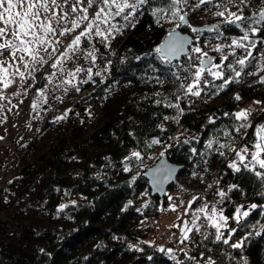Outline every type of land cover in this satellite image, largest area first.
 Returning <instances> with one entry per match:
<instances>
[{"label": "trees", "instance_id": "16d2710c", "mask_svg": "<svg viewBox=\"0 0 264 264\" xmlns=\"http://www.w3.org/2000/svg\"><path fill=\"white\" fill-rule=\"evenodd\" d=\"M259 4L260 0H256L255 8L243 11L244 15L256 10ZM204 8L201 6L197 11ZM217 18L212 24L221 19ZM172 28L171 24L157 25L153 16L145 12L136 27L128 28L113 48L97 43L96 66L102 76L94 75L83 88L91 89L90 95L106 104L105 118L93 131L85 133L79 115L71 108L65 118L66 132L43 138L39 146L35 143L27 155L32 160L0 188V264H176L166 252L158 250L171 246L160 238L159 231L149 221L160 220L161 206L173 200H169V190L166 196H152L144 176L145 169L163 155L183 165L178 173L184 180L179 182L180 186L184 184L186 188L197 182L206 191L211 190L207 203L223 208L226 216H231L240 205H264V196L257 195L264 191L259 180L248 174L233 173L227 167L229 160L234 158L227 149L225 156H220L215 152L218 144H214L208 154L200 155L206 151V142L214 137L220 143H228L229 137L223 135L224 131L235 137L236 148H239V140L243 144L253 140L255 126L264 123V111L252 115V127L241 129L239 133L234 130L239 122L224 113L237 112L254 101H260L257 105L264 109V84L256 83L264 73L243 75L239 84L229 85L218 96H212V91L206 89L200 97L189 95L185 98L177 93L178 82L173 83L162 74L165 66L155 58L153 51ZM182 28L191 32L187 26ZM241 34L239 30L225 33L228 36ZM211 35L204 32L199 43L219 63V54L211 47L226 41L212 39ZM195 42L196 34L193 44ZM101 54L103 60L99 59ZM107 60L112 63L107 65L105 73ZM173 63L185 64L187 56ZM149 65L157 71L153 72ZM254 71V67L245 69L246 73ZM153 75H160L164 83L146 80ZM44 81L39 83V88H46ZM157 92L161 95H155ZM237 93L240 101L231 99ZM176 94L181 95L179 104L184 112L177 120H165V116H177L175 108L165 106L169 101L177 102ZM208 96L212 98L204 101ZM187 98H194L201 104L191 106ZM157 100L161 101L159 105L155 103ZM210 117L215 123H209ZM153 139L160 143L149 147ZM186 139L190 142L184 143ZM193 148L195 154L191 152ZM158 149L163 155L155 154ZM132 151H139L141 159L131 157ZM125 165L130 171H123ZM232 184H238L239 190L229 192L224 203L217 204L219 197L215 193L219 189L227 192ZM176 186L172 184L171 190ZM8 189L15 190L17 200L6 206L4 194ZM60 205L67 206L60 209ZM190 210L189 217L176 219L173 223L176 226L172 227H183L195 209ZM262 211L264 209L258 207L244 218L241 223L245 226L239 228L230 241L233 243L253 233L242 249L206 242L207 248L212 249L208 252L199 246V236L195 248L187 251L188 254L199 260L200 253L204 252L205 257L211 255L218 264L221 260L224 264H237L241 257H245L248 264H264ZM229 225L237 227L232 220ZM257 231L261 232L259 236L255 235ZM131 245L136 248H130ZM139 246L143 250H137ZM173 251L177 261L192 264L186 260L184 252Z\"/></svg>", "mask_w": 264, "mask_h": 264}, {"label": "snow or ice", "instance_id": "6c2138e0", "mask_svg": "<svg viewBox=\"0 0 264 264\" xmlns=\"http://www.w3.org/2000/svg\"><path fill=\"white\" fill-rule=\"evenodd\" d=\"M251 2L252 0H193L191 3L190 0H0V56H3L5 52L8 54L6 59L0 60V84L6 89L16 83V77H19L21 85L26 84L28 78L35 80L34 74L48 64L49 60H53L50 64L51 69H56L64 74L66 62L82 58L91 66L77 65L74 69L68 70L66 76L60 80L58 85H55V87H64L65 92L68 90L66 87L68 85L79 91L80 89L75 83L79 74L84 73L87 77L80 80V84L92 81L94 75L102 76L101 71L93 73L99 52L95 44L99 43L105 48H110L111 41L117 35H122L125 29L135 28L140 17L148 12L153 16L157 25H162L165 20L174 23L173 28L167 33L166 41L153 51L156 54L155 58L165 66L162 74L171 82H178L177 93H182L185 98L189 95L200 97L201 93L207 89L212 91L213 96H218L229 85L239 84L243 75H259L264 72V0H260L257 9L246 16L243 13V8L249 7ZM201 6H205L204 10H207L208 6L215 7L216 11L212 14L221 18L219 22L213 25L194 27L189 21V12L194 13L201 9ZM232 8L236 10L232 11ZM90 9H94L91 14ZM184 26L196 34L195 44L190 38L177 32V29ZM233 30H239L242 34L239 36L225 35L226 32ZM204 32L211 33L212 39L226 41V43H217L211 47L212 51L219 54V63L215 62L216 57L209 56V53L200 47V36ZM69 37L71 39L64 46V50L59 51L57 46H63L64 40H68ZM182 54L187 56V63H173ZM193 54L198 55L194 56ZM230 56L232 57L231 61H229ZM99 59H104L102 54ZM136 59H140V57H136ZM111 63V60L106 61L103 72L108 71L107 65ZM248 67H254L255 71L246 73L245 69ZM149 68L153 72L157 71L152 68V65H149ZM226 73H228L227 76ZM53 75L55 73L47 75L48 83H52ZM146 80H154L160 85L164 83L160 75L148 76ZM185 81L189 82L185 83ZM216 81H220V83L217 84ZM256 83L264 84V75H259ZM202 84L203 87H201ZM37 91L40 96H44V88H39ZM155 95L159 96L161 93L157 92ZM0 98L3 97L0 96ZM175 98L176 103L169 101L165 106L175 108L177 116H165V120H177L178 116L184 112L179 104L181 95L176 94ZM231 99L240 101L241 96L237 93ZM155 103L159 105L161 101L157 100ZM254 103L260 104L261 102L254 101ZM32 107L35 110L38 107L37 103L34 102ZM252 114L253 109L251 108L240 109L231 114L224 113L225 116L231 115L235 121L239 122L234 125V130L237 133L241 129L252 127L249 120ZM66 116L67 111L55 119L59 121L65 119ZM209 123H215V121L210 117ZM223 135L229 137L228 143H220L214 137L206 142V151L200 155L205 156L208 154V150L213 149L214 144H218L215 152L220 156H225V149L234 156L227 163V167L233 173L248 174L259 180L264 188V123L257 124L252 134L253 140L239 148L234 146L235 137H232L230 132L224 131ZM192 139L197 138L192 137ZM189 142L187 139L184 141V143ZM158 143H160L158 139H153L148 146L151 147ZM191 152L195 154L196 149H191ZM131 157L139 160L141 154L139 151H132ZM225 158L227 159V157ZM128 159L125 157V160ZM123 171L128 172L130 169L125 165ZM208 187L211 188L212 185L210 184ZM234 189L239 190V185H229L227 192L219 189L215 193L219 197L217 204L222 205L228 198V193ZM257 195L264 196V191L258 192ZM171 199L169 197V200ZM198 199L201 197L194 196L188 202L185 214ZM66 206L60 205V209ZM258 207L264 209V205L255 203L247 207L240 205L235 207L231 216H226L223 208L218 209L216 204L209 207L208 203H205L192 212L190 220L184 221L183 227L180 228V243L183 244L186 241L197 243L195 236L199 235L201 238L199 246L206 248L208 252H211L212 249L207 248L206 242L222 243L231 249H242L245 241L253 233L249 232L233 243L230 241L238 229L245 226L241 221L249 217L251 212ZM170 209L175 211L176 206L171 205ZM261 214L264 215V211ZM229 220L234 221L237 227H231ZM255 226L252 225V227ZM261 229L264 230V226H261ZM225 230L227 235H225ZM190 233L193 235L190 236ZM260 234V231L255 233L257 236ZM130 248H136V246L131 245ZM158 250L166 252L173 261H176V264H183L182 261H177L173 249L160 247ZM180 251L184 252L186 260L191 261L192 264H201V261L203 264H218L211 255L205 257L204 252L200 253L198 260L195 256L189 255L185 249L181 248ZM148 259L151 260L152 257H148ZM230 259H235V257H230ZM219 264H224V262L221 260ZM237 264H248V262L245 257H241Z\"/></svg>", "mask_w": 264, "mask_h": 264}, {"label": "rangeland", "instance_id": "374dc122", "mask_svg": "<svg viewBox=\"0 0 264 264\" xmlns=\"http://www.w3.org/2000/svg\"><path fill=\"white\" fill-rule=\"evenodd\" d=\"M92 11L94 9H90V14ZM162 23L174 26L171 21L165 20ZM126 30L122 35H117L111 41L110 48L117 45L119 39L125 36ZM61 39L63 40V38ZM70 39L71 37L64 40L63 46H57L59 51L64 50V46L67 45ZM199 44L202 47L201 43ZM95 47L98 48L97 43ZM203 50L206 51L204 48ZM210 55L213 54L209 53ZM7 56L8 54L5 52L3 56H0V60L6 59ZM52 62L53 60H49L48 64L34 74L35 80L28 78L27 83L24 85L19 82V77L15 78L16 83L6 89L0 84V96L3 97L0 98V188L4 187L29 160H32L27 155L35 143L39 146L43 138L66 132L65 119L57 121L56 117L62 116L64 112L72 108L79 115L80 125L85 133L93 131L105 118L106 104L99 98L90 95L91 89H84V84L79 83L80 80L87 78L84 73L79 74L75 81L80 89L79 91H76L71 85L66 86L68 88L67 92L64 91V87H55L66 76L68 70L74 69L77 65L91 66L89 62L84 61L82 58L68 61L64 65V74L56 69H51L50 64ZM215 62L218 63L217 60ZM98 70V66L93 67V73ZM52 73H55L52 76V83H48L46 77ZM262 73L264 72L260 74ZM44 79L47 87L44 89V96H40L37 89H39V83L43 82ZM34 102L38 105L35 110L32 107ZM244 108H251V106L240 107V109ZM161 152L162 150L158 149L155 154L159 155ZM16 200L15 190L8 189L4 194V204L9 206L10 203L16 202ZM213 204L210 202L208 205L211 207ZM171 205H175L176 210H171L170 214L161 215V219L157 220L163 228H171L173 223L177 222L176 219L188 217L185 215L186 204L181 203L180 199L171 203Z\"/></svg>", "mask_w": 264, "mask_h": 264}, {"label": "built area", "instance_id": "2783aa9c", "mask_svg": "<svg viewBox=\"0 0 264 264\" xmlns=\"http://www.w3.org/2000/svg\"><path fill=\"white\" fill-rule=\"evenodd\" d=\"M191 2H193V0H190V3ZM255 6H256V0H252L250 6L244 7L243 11H250V10L254 9ZM233 10H236V9L232 8V11ZM214 11H216L215 7H209V8H207V10H203V11H197L194 13L189 12L188 18H189L190 23L194 27L204 25V24H208V23H212L218 19L217 17H215L212 14ZM212 96L206 97L204 101L210 100L212 98ZM187 100H189L188 102H190L191 106H198L201 104V101H196V100H194V98H191V99L187 98ZM249 106H251V109H253L252 115H254L258 111H261V109L263 108L262 105L259 106L254 102H251L249 104ZM239 141L240 142L237 143V147L243 146L244 145L243 142L241 140H239ZM231 159H233V158H231ZM182 181H184L183 178L177 175L174 182L172 183L173 185L177 184V186L173 190H171V188H169L170 196L173 199L171 203L176 202L178 199H180L181 201L183 200V202L186 204L185 205V209H186V208H188V202L190 200H192V198L194 196H197V197H201V199H198L197 201H195L191 206V209H197V208L201 207L203 204L208 202V198H209L208 193L211 192V190H209V192L206 191L205 189L200 187L197 182H194L192 185H189L186 188H184V184H181V186H180V183H179ZM173 194H175V195H173ZM177 196H179V197H177ZM168 213L169 214L171 213L170 204L161 206L160 215H164V214L166 215ZM185 215H187L189 217L191 215V210L189 209L188 213ZM149 221L151 222V224L154 226L155 229L160 231V238L163 241H166L171 246V248L173 250H175L177 253L182 252V251H180L181 248L185 249L186 251H191L192 249L195 248L196 243H192L191 241H186L183 244L180 243V236H181L180 227L163 228L157 220L149 219ZM201 231L203 232L204 229L202 228ZM191 235H193V234L190 233V236ZM197 237H199V235L195 236L196 241H197ZM139 249L143 250V247L139 246Z\"/></svg>", "mask_w": 264, "mask_h": 264}, {"label": "water", "instance_id": "95a60500", "mask_svg": "<svg viewBox=\"0 0 264 264\" xmlns=\"http://www.w3.org/2000/svg\"><path fill=\"white\" fill-rule=\"evenodd\" d=\"M206 25H213L212 23ZM204 25L196 26L203 27ZM182 36L190 38L192 41L194 40V34L183 30V28L177 29ZM167 39V34L163 38L162 43H164ZM190 51V47L188 49ZM185 55L182 54L178 60H181ZM183 168L182 164L171 161L167 156H160L153 164L148 166L144 171V176L148 181V186L150 189V194L152 196L163 197L166 195L168 188L171 186L176 176ZM167 177V179H165Z\"/></svg>", "mask_w": 264, "mask_h": 264}, {"label": "bare ground", "instance_id": "6f19581e", "mask_svg": "<svg viewBox=\"0 0 264 264\" xmlns=\"http://www.w3.org/2000/svg\"><path fill=\"white\" fill-rule=\"evenodd\" d=\"M211 56H213V55H211Z\"/></svg>", "mask_w": 264, "mask_h": 264}]
</instances>
